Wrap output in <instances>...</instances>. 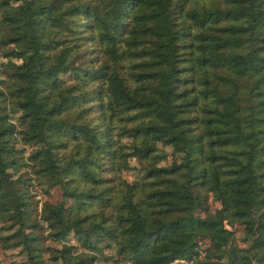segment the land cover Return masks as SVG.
Returning a JSON list of instances; mask_svg holds the SVG:
<instances>
[{
  "label": "trees",
  "instance_id": "1",
  "mask_svg": "<svg viewBox=\"0 0 264 264\" xmlns=\"http://www.w3.org/2000/svg\"><path fill=\"white\" fill-rule=\"evenodd\" d=\"M0 241L264 264V0H0Z\"/></svg>",
  "mask_w": 264,
  "mask_h": 264
},
{
  "label": "rangeland",
  "instance_id": "2",
  "mask_svg": "<svg viewBox=\"0 0 264 264\" xmlns=\"http://www.w3.org/2000/svg\"><path fill=\"white\" fill-rule=\"evenodd\" d=\"M131 165L134 167L136 165V160L131 159ZM123 173L129 178L132 179L133 176L136 174V169L135 168H130L126 169L123 171ZM34 190L37 192V198L40 200L43 199H49L51 201H56L60 198V189L58 187H54L50 190V194H45L43 190L37 185H34ZM32 188V189H33ZM209 206L212 208L216 207L219 205V202L213 199H209ZM40 205V202H39ZM46 243L51 244V245H59V243L55 241H51L50 239H46ZM80 248V245L75 248L78 249ZM99 264H108L106 261L100 259L98 261ZM0 264H23V256L21 252H19L18 248H4L1 244L0 241ZM173 264H175L173 262Z\"/></svg>",
  "mask_w": 264,
  "mask_h": 264
},
{
  "label": "built area",
  "instance_id": "3",
  "mask_svg": "<svg viewBox=\"0 0 264 264\" xmlns=\"http://www.w3.org/2000/svg\"><path fill=\"white\" fill-rule=\"evenodd\" d=\"M187 264H191L190 262H187Z\"/></svg>",
  "mask_w": 264,
  "mask_h": 264
}]
</instances>
